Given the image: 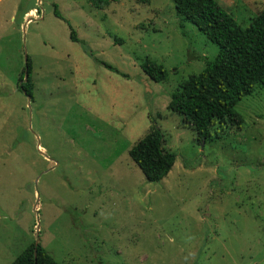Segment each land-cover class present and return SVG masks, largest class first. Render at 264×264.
<instances>
[{
  "label": "rangeland",
  "instance_id": "1",
  "mask_svg": "<svg viewBox=\"0 0 264 264\" xmlns=\"http://www.w3.org/2000/svg\"><path fill=\"white\" fill-rule=\"evenodd\" d=\"M217 1L243 27L264 7ZM95 2L0 0V264L36 240L60 264H264V87L199 140L167 104L218 46L172 0ZM151 120L176 154L159 182L128 155Z\"/></svg>",
  "mask_w": 264,
  "mask_h": 264
},
{
  "label": "trees",
  "instance_id": "2",
  "mask_svg": "<svg viewBox=\"0 0 264 264\" xmlns=\"http://www.w3.org/2000/svg\"><path fill=\"white\" fill-rule=\"evenodd\" d=\"M175 11L193 23L198 31L218 46L213 60L197 74L172 91L167 108L184 116L199 140H207L213 123L225 118L241 122L235 105L252 93L256 84L264 87V7L252 17L247 26H241L217 0H172ZM109 0H96L97 7ZM54 15L65 19L54 6ZM70 28V39L82 45L83 51L93 56L84 40ZM108 70L128 78L113 65L101 62ZM28 79L19 86L25 95L33 98L31 64L27 59ZM140 67L149 79L159 82L166 79L162 64L145 58ZM25 67L22 69L23 76ZM22 79V78H21ZM22 91V90H21ZM152 121L149 132L128 150V155L150 182H159L171 170L176 154L165 148L163 133ZM9 264H60L40 244L30 242Z\"/></svg>",
  "mask_w": 264,
  "mask_h": 264
},
{
  "label": "water",
  "instance_id": "3",
  "mask_svg": "<svg viewBox=\"0 0 264 264\" xmlns=\"http://www.w3.org/2000/svg\"><path fill=\"white\" fill-rule=\"evenodd\" d=\"M26 64H27V58L25 57V70H24V73H23V78L19 80V86H21L22 83L26 82L27 79H28V71H27ZM21 90H22V92H24L22 87H21ZM26 97H27L28 100H30V96L29 95H26ZM35 242L37 243L38 240H36Z\"/></svg>",
  "mask_w": 264,
  "mask_h": 264
},
{
  "label": "crops",
  "instance_id": "4",
  "mask_svg": "<svg viewBox=\"0 0 264 264\" xmlns=\"http://www.w3.org/2000/svg\"><path fill=\"white\" fill-rule=\"evenodd\" d=\"M29 11H32V13H33L34 9L32 8V9H30ZM29 11H28V10H27V11L25 10V11H24L25 15H28ZM23 17H24V16H23Z\"/></svg>",
  "mask_w": 264,
  "mask_h": 264
}]
</instances>
